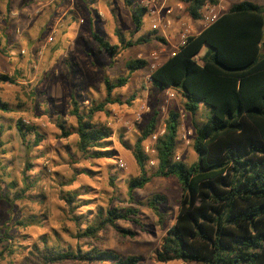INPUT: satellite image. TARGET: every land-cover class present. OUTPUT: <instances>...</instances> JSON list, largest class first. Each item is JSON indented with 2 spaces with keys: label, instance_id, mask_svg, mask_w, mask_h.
Here are the masks:
<instances>
[{
  "label": "rangeland",
  "instance_id": "rangeland-1",
  "mask_svg": "<svg viewBox=\"0 0 264 264\" xmlns=\"http://www.w3.org/2000/svg\"><path fill=\"white\" fill-rule=\"evenodd\" d=\"M132 1L149 7L138 34H133L132 6H127L125 0H60L44 9L31 5L34 3L31 0H0V75L16 80L15 84L0 81V97L11 109L2 114L4 146L0 149V238L8 233L11 241L0 245V264H27L32 250L36 246L42 248L49 238L50 245L60 240L65 247L76 249L81 245L82 250L88 251L89 246H94L125 257L137 256L140 264H162L155 254L178 214L182 191L176 178H154L145 189L135 191L134 196L143 203L157 194L164 195L167 203L163 212L167 219L160 224L150 209L140 207L143 229L119 223L123 229L135 230L134 238H124L109 228L98 241L78 242L74 237L78 226L71 221L73 215L62 199L66 192L77 191L81 200H91L74 209L76 214L95 211L100 205H124L126 181L141 173L132 149L156 114L158 133L166 129L170 111L180 113L182 126L176 158L188 165L198 159L193 149L192 118L184 113L181 96L174 90H171L174 98L167 91L159 93L151 85L150 77L178 51L185 30L197 36L205 25L202 20L190 19L185 6L176 0ZM241 1L244 0H220V5L227 12ZM250 1L264 4V0ZM29 4V11L16 12ZM94 33L112 44H120L121 39L135 41L142 36L148 37L150 43L120 50L112 59L100 50ZM156 38L164 39L165 43ZM134 59L146 60L148 66L137 71L126 87L115 91L123 104L109 106L106 113L96 116L98 122L112 130L118 160H86L76 150L78 137L63 139L58 124L64 121L76 124L70 115L72 95L76 94L83 108L92 101L103 100L105 79L114 81L126 76V65ZM207 112L202 105L196 117L199 123L206 121ZM19 122L38 130L44 137L41 146L31 150L32 146L22 141L17 129ZM23 131L33 144L34 133ZM156 142L153 137L144 141L147 155L156 154L147 151V148L155 150ZM153 162L147 167L149 173L155 171L157 163ZM84 169L93 171V175L79 174ZM111 179H115V186Z\"/></svg>",
  "mask_w": 264,
  "mask_h": 264
},
{
  "label": "trees",
  "instance_id": "trees-1",
  "mask_svg": "<svg viewBox=\"0 0 264 264\" xmlns=\"http://www.w3.org/2000/svg\"><path fill=\"white\" fill-rule=\"evenodd\" d=\"M185 6L187 16L194 21L203 19L207 5L217 6L220 0H176ZM132 6L133 34L144 25L147 8L125 0ZM101 51L112 59L120 50L150 43L148 37L137 40L121 39L112 44L94 33ZM165 43L162 38H156ZM148 66L142 59L127 63L128 73L114 81L105 79L106 96L82 107L76 94L72 95L70 115L76 124L66 121L58 124L63 139L76 135V150L86 160H118L113 132L96 120L109 106L121 105L115 91L126 87L133 75ZM151 85L159 93L174 90L183 100L184 113L192 118L195 131L193 149L198 156L188 165L176 158L179 147L182 117L170 111L166 120V133L158 138L156 154H146L143 143L158 129V114L142 130L132 153L141 169L137 177L126 181L127 200L124 205H100L97 210L76 214L81 203L77 191L66 192L62 199L78 229L74 235L80 241H98L100 235L113 228L124 238H134L137 232L123 229L125 222L144 228L141 208L147 207L163 224L167 198L155 195L147 203L139 201L134 193L143 190L154 178L174 177L181 186V198L175 224L162 240L155 257L159 263L181 261L185 264H264V4L244 0L233 4L214 24L199 35L190 36L181 47L151 74ZM3 83L15 84L14 77L0 75ZM202 105L208 109L206 121L199 123L197 115ZM10 106L0 97V149L3 125L2 114ZM22 141L32 150L39 147L44 137L36 128L23 122L17 124ZM34 133L35 142L27 141V133ZM125 136H120L123 139ZM156 161L155 171L147 167ZM151 161V162H150ZM84 169L79 172L93 175ZM114 185L115 179H111ZM115 186V185H114ZM123 203L125 200L122 201ZM73 218V219H72ZM0 238V245L11 241L9 234ZM54 236L58 237L55 233ZM44 240L42 248L36 246L28 256L27 264H140L137 256H122L114 251L81 245L76 249L63 246L60 240Z\"/></svg>",
  "mask_w": 264,
  "mask_h": 264
},
{
  "label": "built area",
  "instance_id": "built-area-1",
  "mask_svg": "<svg viewBox=\"0 0 264 264\" xmlns=\"http://www.w3.org/2000/svg\"><path fill=\"white\" fill-rule=\"evenodd\" d=\"M148 7V4L146 6V8ZM149 8V7H148ZM150 12H152V10H149ZM224 13H226V9L224 6L217 5V6H212V5H207L204 8V12H203V19H202V23L205 25V28L214 24ZM155 28H157V26H155ZM190 32L189 30H185L184 33L181 35L180 38V44L178 46V50L186 45V42L188 40V38L190 37ZM151 79V78H150ZM167 94L170 98H174V93L171 92V90L167 91ZM166 133V129L164 128L163 130H161L158 133H155L154 135H152L151 137H153V139H155L156 141L158 140L159 137L165 135ZM185 140L187 139V137L184 135ZM151 150L152 153L156 152L154 149H150L147 148V151L149 152ZM179 158H177L178 160ZM151 164H155L153 161L151 162ZM123 165V164H122Z\"/></svg>",
  "mask_w": 264,
  "mask_h": 264
},
{
  "label": "crops",
  "instance_id": "crops-1",
  "mask_svg": "<svg viewBox=\"0 0 264 264\" xmlns=\"http://www.w3.org/2000/svg\"><path fill=\"white\" fill-rule=\"evenodd\" d=\"M57 1V3L55 4V1L54 0H48V1H45V0H31V2H34V3H32L31 5H35V6H40L41 5V7H42V9H44L43 7H45V8H47V7H50L51 5H53V4H55V5H57L58 3H59V1L60 0H56ZM36 2V3H35ZM29 3V2H28ZM45 3V4H44ZM30 4H29V6L28 5H26V6H21V8L19 7L18 9H16V12H17V10H19L20 9V11H29V8H30V6H31Z\"/></svg>",
  "mask_w": 264,
  "mask_h": 264
}]
</instances>
